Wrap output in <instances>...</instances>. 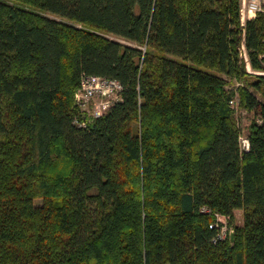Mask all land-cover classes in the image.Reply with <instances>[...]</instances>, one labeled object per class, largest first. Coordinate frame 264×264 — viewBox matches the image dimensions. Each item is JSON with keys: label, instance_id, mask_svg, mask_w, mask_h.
I'll return each instance as SVG.
<instances>
[{"label": "trees", "instance_id": "16d2710c", "mask_svg": "<svg viewBox=\"0 0 264 264\" xmlns=\"http://www.w3.org/2000/svg\"><path fill=\"white\" fill-rule=\"evenodd\" d=\"M83 76L120 85L98 117ZM0 264H264V13L0 0Z\"/></svg>", "mask_w": 264, "mask_h": 264}, {"label": "built area", "instance_id": "2783aa9c", "mask_svg": "<svg viewBox=\"0 0 264 264\" xmlns=\"http://www.w3.org/2000/svg\"><path fill=\"white\" fill-rule=\"evenodd\" d=\"M240 4V21L242 24L246 20L256 17L259 13H264V0H239ZM245 53V51H244ZM81 88L75 93L76 104L82 110H88V106H91L89 112L90 116L98 117L102 115L112 104L108 97L112 93H116V98L118 99V90L120 85L114 80H107L98 76H83L81 79ZM99 93L102 97L95 104L91 101L94 99L96 94ZM241 147L243 149L248 148V140L242 141ZM241 143V142H240ZM225 228L221 231V236L224 234Z\"/></svg>", "mask_w": 264, "mask_h": 264}, {"label": "rangeland", "instance_id": "374dc122", "mask_svg": "<svg viewBox=\"0 0 264 264\" xmlns=\"http://www.w3.org/2000/svg\"><path fill=\"white\" fill-rule=\"evenodd\" d=\"M244 54V57H245V61H246V64H247V69L248 71L252 72L248 62H247V56H246V53H243ZM257 73V72H256ZM81 88V87H80ZM79 88V89H80ZM78 89V90H79ZM77 90V91H78ZM116 93H112L110 97H108L110 99V102H113L114 99L116 98ZM102 97L100 96L99 93L96 94V96L94 97V99L91 101L92 104H95L97 101H99ZM236 101H234L233 105L235 107V110H236V113H235V116H236V119H237V122H238V125L241 129V136H240V144H242L243 142L242 141H245L247 139V135H248V132H247V127L248 125L250 124V121L252 119V113L250 112H247L245 111L244 109H240L239 107H237L236 105ZM91 110V106H88V110H85V112L89 115V112ZM41 200H37V202H40ZM241 211L240 210H236L234 212V223L235 224H241L242 222V216H241ZM226 224V227H225V230H224V234L222 237H225V235L227 234V230L229 229V225L227 224V221L225 222Z\"/></svg>", "mask_w": 264, "mask_h": 264}]
</instances>
